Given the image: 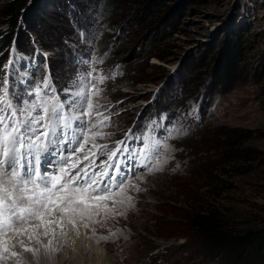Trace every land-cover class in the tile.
<instances>
[{
    "label": "rangeland",
    "instance_id": "1",
    "mask_svg": "<svg viewBox=\"0 0 264 264\" xmlns=\"http://www.w3.org/2000/svg\"><path fill=\"white\" fill-rule=\"evenodd\" d=\"M68 1L79 4L77 16L85 8L83 14L100 28L95 48L107 56L104 66L94 56L82 63L84 52L96 50L95 41L89 30L81 35L89 25L73 19ZM35 8L41 11L31 23L28 15ZM0 30H17L20 43L18 51L9 50L7 71L13 58L31 63L33 52L44 48L49 53L61 90L56 94L51 83L44 99L55 95L65 102L76 91L99 90L95 112L108 118L99 129L104 138L96 139L108 146L99 171L108 163L120 170L126 164L121 172L133 185L140 173L150 172L128 171L127 154L142 153L153 138L147 161L154 153L150 169L160 174H152L148 187L125 189L134 214L116 205L117 214H101L92 226V231L97 225L109 228L100 234L108 237V262L215 264L217 257L201 253L203 246L187 219L194 208L217 207L230 223L264 235V0H0ZM77 48L82 50L73 59ZM236 49L241 51L237 71L223 82V57ZM13 65L7 84L17 88L13 104L31 103L36 97L28 92L35 88L25 87L34 74L21 64L30 75L20 84ZM45 67H39V76ZM65 111L73 115L66 103ZM145 123L148 129L140 136ZM120 141L123 150L108 160ZM166 155L164 171L159 162ZM110 175L115 174L110 170ZM253 256L248 264H260Z\"/></svg>",
    "mask_w": 264,
    "mask_h": 264
},
{
    "label": "snow or ice",
    "instance_id": "2",
    "mask_svg": "<svg viewBox=\"0 0 264 264\" xmlns=\"http://www.w3.org/2000/svg\"><path fill=\"white\" fill-rule=\"evenodd\" d=\"M7 84V80L0 78V262L11 259L15 264H23V253L38 257L39 248L30 244L42 245L50 254L56 250L52 248L53 240L57 235H67L66 229H75L79 234V225L87 228L89 223L98 222L95 218L101 214L105 218L117 214L116 205L131 199L125 189L134 185L128 183V175L119 166L108 164L103 171L84 168L74 174L83 161L70 166L67 163L76 159L78 151L84 152L90 142L97 152L108 147L95 143L97 138H104L99 129L108 118L95 112L93 98L100 92L94 86L71 93L61 102L55 95L43 98L44 89H50L45 80L42 86L28 92L36 99L31 103L21 100L14 105ZM65 103L73 115L65 111ZM98 116L102 117L99 122ZM69 143L74 145L72 155L65 157L62 146ZM123 143L118 142L108 160L123 150ZM147 152V149L142 153L129 152L128 160L137 156L147 159ZM43 153L57 161L54 171L41 172ZM95 155L92 154L93 159ZM84 159L90 158L86 155ZM139 166L148 168L145 163ZM110 170L119 179L110 175Z\"/></svg>",
    "mask_w": 264,
    "mask_h": 264
},
{
    "label": "trees",
    "instance_id": "3",
    "mask_svg": "<svg viewBox=\"0 0 264 264\" xmlns=\"http://www.w3.org/2000/svg\"><path fill=\"white\" fill-rule=\"evenodd\" d=\"M68 2L70 3V13L72 16L74 15L73 19L77 22L79 18H83L80 20L82 21V24L85 26L89 25L86 28L82 27L81 30L83 33H81V35H83L84 33L86 34L85 30H89V32H92V35L88 36L92 41H95V43L93 44L95 50L97 48L99 40L101 39V35H98L100 34V28L96 25V23L93 24L94 20H91L90 18L87 19V14H83L85 8H80L78 17L75 11L79 9V4L77 5L75 2L70 1ZM40 8H35V10L33 11L31 10V14L28 15V19L31 23L33 22V19L38 18L41 11ZM14 22H17L16 18L14 19ZM79 24L80 23L78 22L77 27L79 26ZM80 28L81 27H79V29ZM0 42V78L4 79V74L6 76V68L4 65L6 64V60H8L9 50L12 48H10V46L11 44L13 46V43H15L17 47H19L18 45H20L19 40L17 39V30H0ZM97 49L94 51V53L84 52V54L94 56V59L97 61H101L104 66V58L107 60V56H100ZM78 50H82V48L75 49V52L72 55L73 59L75 58V54H77ZM6 52L7 54L3 58V54H5ZM41 53L42 51L39 52V54ZM33 54L35 53L33 52ZM262 54H264L263 51ZM43 55H41V58H44ZM240 59L241 51L237 49L235 51H232L231 53L227 52V54L224 55L222 62L224 63L222 74L223 82L233 77V74L237 71V64ZM76 60L79 62L77 57ZM46 63L50 68L55 84L57 85L59 90H61V86L56 80V76H54V62L52 61L50 55H48L45 60H41L40 66L43 64L45 65ZM79 65L81 67V65L83 64L80 63ZM38 70H41V68H38L34 74L35 81L43 80L44 77V74H42L41 76L38 75ZM105 73L107 74V71H105ZM139 79L140 78H138L137 80ZM148 124L149 123H145L144 126L139 129L138 133L140 135L145 132ZM225 214L226 213L223 210L218 209L217 207H207L206 209L194 208L188 213L187 219L191 221V227L196 231V238L203 246V250L201 251V253L206 254L208 257H217L214 262L215 264H248L249 259L252 255H254L253 257H255V260H257L256 257L258 256L260 258V264H264V235L261 233V231L252 228H240L237 226V224L230 223ZM152 257L153 256L150 255L148 257V260H151ZM145 263L146 262H143V264Z\"/></svg>",
    "mask_w": 264,
    "mask_h": 264
},
{
    "label": "bare ground",
    "instance_id": "4",
    "mask_svg": "<svg viewBox=\"0 0 264 264\" xmlns=\"http://www.w3.org/2000/svg\"><path fill=\"white\" fill-rule=\"evenodd\" d=\"M14 51H18V50H16L14 48L12 50V53ZM19 57H20V59H15V58L11 59L5 80L8 81L9 79L12 78L11 67L12 68H13V66L15 67V65H13L15 63L17 66L16 72H19V75H17L14 78L16 79V81H18V82H20V84H22L25 80V77H29L30 72L25 68L24 69L20 68V65L21 64L23 66L28 65L31 73H32L33 67H32V62L31 63L23 62V61H27V59L22 58L21 56H19ZM29 58L31 59V61H33L31 56H29ZM18 64H19V66H18ZM47 81L49 82V80H47ZM14 84H16V82H14ZM7 87L9 88L11 93H13L15 90H17V88L12 89L10 85H7ZM22 87L23 86H21L20 88H22ZM29 87H31V85ZM15 94H16V92H15ZM154 141H156V139ZM150 142L152 144L153 138H149L148 143L145 146H143L142 152L144 151V149H147V150L149 149ZM91 143L92 142H90L88 145L85 146L84 152L78 151L77 160H75L74 163H76L77 161H83L80 164V168H78L79 171L84 169V168H89L90 171L92 168H95L96 171H99L98 170L99 168H100V170L102 169L101 166L103 165L102 163L104 161L103 156L106 152L103 151L104 149L100 152H97L96 149L91 148ZM95 143L97 145H102L101 142L96 141V140H95ZM90 149H91V151H90ZM49 151H51V149H49ZM114 151H115V149H114ZM93 153L96 154L94 159L92 158ZM118 154H119V152L117 153V155ZM128 154H129V152H128ZM86 155L89 156L90 159H84V157ZM154 157H155L154 153L149 152L148 159L150 160V162H148L147 159H143V157H141V156H139V159H138V156H137V158L134 159L133 162L131 160H129V162L128 163L126 162V163L127 164L130 163L129 165L131 166V169H132L133 174H134V173H136V171L139 172V171H141L142 168H144V167L139 166L140 163L148 164L149 167L144 168L145 170L150 169L151 164L153 163V161L155 159ZM168 160H169L168 155H166L160 159L159 166L162 165L161 168L164 171H165V167L167 166V164H169ZM125 165L126 164L121 165V171H123ZM133 165H135V167H133ZM76 171H77V169H76ZM149 172H150L149 174L140 173V175H138V177L134 178L133 185L135 184L137 187L139 185H141L142 188L145 186L148 187L147 184H145V182H148L151 179L152 174H155V175L160 174V170L158 168L154 169L153 171L150 170ZM114 174L117 175V179H119V175L116 173H114ZM151 190L152 189H149V191H151ZM132 203L133 202H131L130 200L125 199L124 203L118 204V205L126 208L127 209L126 210L127 215L131 216L133 212H130L129 210H132L131 209ZM119 221H121L120 218H119ZM85 223H89V222L85 221ZM93 224L94 223H89V227H87V228L83 227L82 224L79 225V234H77V231L75 229H71V230L66 229L67 235H63V236L57 235V238L55 240H53V242H52V248H54L56 250L51 252L50 254L46 252V250L43 248L42 245L30 244L29 246H35V247L39 248L38 257L33 258L31 253H23V256H22L23 264H111L110 262H108V260L106 258L107 255H106L105 250H104V245L108 244L109 242L107 241V239H101V236H100V234L102 232L108 231L109 228H105V227H101L100 225H97V226H95V230L92 231ZM116 224H119L121 226L123 225L122 222H120V223L116 222ZM130 226L134 227L133 224H131ZM50 238L51 237L44 239L42 243H46L47 239H50ZM10 262H12L11 264H15L14 260L10 259ZM0 263L6 264L7 261L6 262H0ZM7 264H10V263L8 262Z\"/></svg>",
    "mask_w": 264,
    "mask_h": 264
},
{
    "label": "built area",
    "instance_id": "5",
    "mask_svg": "<svg viewBox=\"0 0 264 264\" xmlns=\"http://www.w3.org/2000/svg\"><path fill=\"white\" fill-rule=\"evenodd\" d=\"M91 58H92L91 55H87V54H86V57L83 56V57L81 58V61H82L83 64H88V63L91 61V60H90ZM8 59H9V58H8ZM7 61H8V60H7ZM6 64H7V63H6ZM6 64H5L4 66H5V68H6V74H7V66H6Z\"/></svg>",
    "mask_w": 264,
    "mask_h": 264
},
{
    "label": "water",
    "instance_id": "6",
    "mask_svg": "<svg viewBox=\"0 0 264 264\" xmlns=\"http://www.w3.org/2000/svg\"><path fill=\"white\" fill-rule=\"evenodd\" d=\"M15 45V44H14ZM15 49L17 50V47H16V45H15Z\"/></svg>",
    "mask_w": 264,
    "mask_h": 264
}]
</instances>
